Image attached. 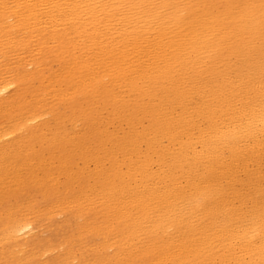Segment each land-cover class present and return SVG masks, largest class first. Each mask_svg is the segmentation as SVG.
I'll return each mask as SVG.
<instances>
[{
	"label": "bare ground",
	"instance_id": "bare-ground-1",
	"mask_svg": "<svg viewBox=\"0 0 264 264\" xmlns=\"http://www.w3.org/2000/svg\"><path fill=\"white\" fill-rule=\"evenodd\" d=\"M0 264H264V0H0Z\"/></svg>",
	"mask_w": 264,
	"mask_h": 264
}]
</instances>
